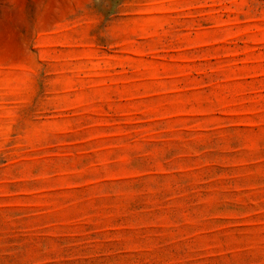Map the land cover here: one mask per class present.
Instances as JSON below:
<instances>
[{
  "label": "rangeland",
  "instance_id": "374dc122",
  "mask_svg": "<svg viewBox=\"0 0 264 264\" xmlns=\"http://www.w3.org/2000/svg\"><path fill=\"white\" fill-rule=\"evenodd\" d=\"M0 264H264V0H0Z\"/></svg>",
  "mask_w": 264,
  "mask_h": 264
},
{
  "label": "snow or ice",
  "instance_id": "6c2138e0",
  "mask_svg": "<svg viewBox=\"0 0 264 264\" xmlns=\"http://www.w3.org/2000/svg\"><path fill=\"white\" fill-rule=\"evenodd\" d=\"M102 2H103V0H102Z\"/></svg>",
  "mask_w": 264,
  "mask_h": 264
}]
</instances>
